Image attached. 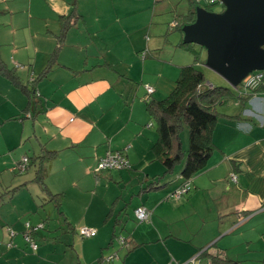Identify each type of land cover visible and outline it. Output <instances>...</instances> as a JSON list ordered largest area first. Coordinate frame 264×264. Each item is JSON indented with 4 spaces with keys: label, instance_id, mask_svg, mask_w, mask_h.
Returning <instances> with one entry per match:
<instances>
[{
    "label": "crops",
    "instance_id": "0c3cea01",
    "mask_svg": "<svg viewBox=\"0 0 264 264\" xmlns=\"http://www.w3.org/2000/svg\"><path fill=\"white\" fill-rule=\"evenodd\" d=\"M34 1L29 0L26 6L29 16L25 19L15 18V11L8 5L0 7V14L10 13L8 21L3 22L4 26L12 27L4 31L6 34L0 31L2 58L13 69L20 85H15L0 74V137L3 138L0 160L3 155H11L3 163L0 162V175L5 170L10 173L19 170L23 174L32 166H37L32 178L35 181L40 165L37 157L48 151H56L55 158L45 164V182L50 192L64 193L61 214L72 227L69 232H78L80 228L69 220L68 199L79 202L84 193L90 192L92 205L96 198H101L99 188L105 178L108 196L111 182L125 184L133 176L130 171L144 173V181H147L165 168L153 150L159 132L154 128L156 123L146 106L148 99H155L158 94L161 80L148 76V66L155 60L147 59L153 56L150 50H155L154 54H157L161 48L150 42L145 45L143 40L136 39L139 32L145 31L147 23L132 29L131 19L128 24L124 22L126 12L124 15L115 12L113 7L102 8L98 1L42 0L52 14L41 13L37 20L32 12ZM72 13L81 17L73 20V25L60 41L61 16ZM20 33L25 34L24 38ZM4 35L9 36L11 41L8 43L12 44V50L6 55L3 45L8 43L4 42ZM123 38L127 42L121 45ZM55 51L57 54L52 69L37 79L49 65ZM155 62L157 65L165 63ZM166 65L168 63L163 64L174 74L177 68ZM133 74H141L138 85L131 82ZM147 85L154 87L153 93L148 94ZM25 86L37 90L38 94L30 97ZM249 92L252 93L251 98L242 104L240 112L224 114L225 117L218 120L213 131L217 149L203 171L190 180L180 182V170L184 164L178 163L173 172L166 173L164 169L163 179L168 178L167 182L162 184L160 180V187L140 192L151 190L143 198V201L147 198L148 203L135 207L150 209L152 215L148 221L154 226H149L148 231L140 236L142 239H137V242L140 241L137 246H131L132 238L126 237L125 242L120 240L127 245L123 246L125 251H120L118 247L110 246L114 239L110 240V235L103 233L100 227L102 221L87 223L97 230V234L92 236L94 246H90L92 252L97 249V264H105V261L109 264H193L191 259L194 257L196 264H202L203 260L209 264V260L200 255L207 248L210 253H219L228 258L231 256L225 247L213 252L209 245L217 241L204 239L203 234L209 218L216 219L219 230L227 233L228 220L233 226L235 219L243 222L248 215L264 209V81L260 89ZM14 149H17L15 155L12 154ZM117 150L126 151L131 167L98 171L100 159L108 152ZM25 156L30 158L29 164L26 170L21 171L17 166ZM152 167H155L153 172L150 171ZM55 170L58 171L57 176ZM233 175L237 176V180L232 179ZM170 182L172 186L168 188ZM184 184L190 187L189 191L176 197L175 190ZM153 193L156 194L153 196ZM44 195L50 198L48 191L44 190ZM120 203L119 198L110 209H107L108 201L103 204L99 216L102 218L108 211L103 223L105 226L109 225L113 215L123 214L120 211L126 206L120 209ZM0 212V246L10 248L1 254L15 260L22 257V242L18 239L20 234L27 241V232L36 237L46 224L27 221L31 224V228L27 229L26 222ZM185 233L187 237L180 236ZM152 236H156L164 246H150ZM41 246L46 244L32 250L41 252L47 249ZM71 246H76V243L73 241ZM84 247L85 243L80 247L81 255L78 253L82 258L86 257L88 251ZM106 256L113 258L108 260ZM95 259L89 261L90 264Z\"/></svg>",
    "mask_w": 264,
    "mask_h": 264
},
{
    "label": "rangeland",
    "instance_id": "374dc122",
    "mask_svg": "<svg viewBox=\"0 0 264 264\" xmlns=\"http://www.w3.org/2000/svg\"><path fill=\"white\" fill-rule=\"evenodd\" d=\"M7 1L0 0V7H6L7 5L11 7L13 11H15V18L25 19L29 16V11L26 7L29 4V0ZM68 1L74 2V0ZM87 1L95 3L98 1L102 8L108 7L111 9L113 7L115 12L124 13V15L126 12L124 22L125 24H128L131 19L132 29L136 28L141 23H147L145 31L142 33L139 32L136 39L138 41L143 40L145 45L150 42L151 44L161 48V51L157 54H154L156 52L155 50H150L153 56H150L147 61L155 60L165 62L163 64L168 63L166 66H169L170 64L177 68L174 74H172L170 73L171 71H168L170 69L168 67H164L163 64L161 65L158 63L157 65V62L155 61L149 64L148 76L153 79L155 78V80L161 79L159 83V92L155 96V99L160 100L168 96L175 86L176 79L180 75L181 67L196 62V55L193 50L199 53L198 57L200 62H196V64L198 68L204 72L209 84L231 87L237 93L240 91V89L234 88L216 71L206 66V62H204V60L207 59L208 50L204 46L192 43L191 46L193 50L181 46V42L184 40V32L181 30V26L183 23L188 21L187 15L191 11V4L189 0H83L84 3H87ZM201 3V7L204 9H206L204 7L205 5H209L206 2ZM208 7L209 9L206 10L215 14H221L223 13V10L226 9V6L220 1L210 4ZM32 12L36 20L43 13L48 15L52 14L47 5H43L42 0H35L33 2ZM134 13H136V15H134ZM100 15L102 16V12H100ZM0 16L2 23L0 24V31L6 34L4 31L11 30L12 27L10 25L4 26L3 22L8 21L7 18H10V13H2ZM176 23H180V26L177 28L174 26ZM20 35L24 38L25 34L20 33ZM3 39L6 43L11 41L9 36L4 35ZM126 42L127 41L123 38L120 43L121 45H124ZM11 50L12 44L8 43L7 45H3L4 55L9 53ZM139 75L136 76L133 74L134 77L132 76L131 81L133 84L138 85L141 82V74ZM128 77L131 78L130 76ZM241 109L242 103L240 101H230L219 107L221 113L219 119L225 117L224 114H234L236 112H240ZM154 128H157V124H155ZM189 135V127L185 123L180 130L185 154L189 149ZM2 141L3 138L0 137V147ZM2 145L4 144L2 143ZM38 149L39 146L36 147L37 152L39 151ZM16 151L17 149L12 150V154L15 155ZM8 157H11V155H3V159L0 160V162L3 163ZM36 168L37 166H32L30 170L23 174H20L19 170L16 173H10L5 170L0 175V211H4L5 214L9 213L12 216H16L23 223L26 222L25 226L27 229H29L27 226L29 222L27 221H30L33 224L38 223L39 221L44 222V224H46L45 228H41L37 233L38 235L36 237H32V241L37 243V245L46 244V246L41 247H47V249H44L41 252L32 250V244L28 240L26 241L25 238L23 239V234H20L18 239L22 242V244H20L22 257H17L15 260H9L7 259V256H2L1 253L6 252V250L10 248L0 246V264H90L91 262L89 261H93L95 259L97 252V249L95 252H92V249L90 248V246H94V244H92L94 237H82L79 231L76 232L73 230L69 232L72 227L68 222H66L64 214H61L56 208L55 201H50L49 196L44 195L42 185L32 179L35 176ZM152 169H155V167L150 169L152 172L155 171ZM164 169L165 168L163 167L160 174L148 178L147 181H144V173L139 171H130L133 176L125 184L117 183L115 181L111 182L110 194L108 196H106L108 194V189L105 188V183L107 181L105 178L101 188H99V195L101 198H99V200L96 198L92 205L91 202L93 200V196L90 192L84 193L82 200L79 202H74L73 200L68 199L67 208L68 211H70V217L72 218L69 220L74 221L73 225H76L79 228L84 225H88L87 223L93 224L96 223V221H102L100 227L103 233L106 236L109 234L110 240L111 238L114 239L113 245L111 244L110 246H116L120 249V251L124 252L125 250L123 246L127 245H123L120 242L121 237H131L132 241H130V245L137 246L140 242H137V239H142L140 236L145 234L150 228L149 226L153 227L154 224L151 221H139L134 214L136 208L135 206L138 204L142 205L143 203L146 204L147 198L144 199L145 201H143V198L144 196H148L151 190L146 191V193H142L143 195L140 192L145 191L151 183L160 182V180L162 184L167 182L168 178L163 179ZM126 172L129 173L127 169ZM54 174L57 176L58 171L55 170ZM94 179L96 181V177H94ZM179 180L182 182L183 178L181 177ZM20 181H22L23 184H17ZM11 183L12 185L8 186ZM13 183H16L17 185ZM171 184L172 182L168 184V188H171ZM91 189L95 188L92 187ZM154 194L156 193H153V196ZM71 198L73 197L71 196ZM119 198L121 200L119 208L121 209L124 206H126V208L121 209V211L118 208V212L120 211L123 214L120 215L117 213L113 215L111 218L112 220L110 219L111 222L109 225L105 226L103 223L108 215V211L102 218L99 216V213L102 211L103 204L105 205L108 201L109 208L107 209H110ZM89 207L90 210L88 209ZM246 218L247 219L243 222L235 219L233 226H230L232 222L231 220H228V222H226L229 226L227 230V233H229L228 235H226L227 233L225 230H219L216 219L209 218L204 226L203 237L204 239L211 238L217 241L215 244L209 245L212 246L210 249L213 252H217L219 247L228 248L227 251H229V254L232 256H229V258L238 261V264H264V209L252 213ZM116 220H118V222H116ZM113 225H115V227H113ZM89 226L90 225H88V227ZM180 236L187 237V234H181ZM152 237L151 241H153V243H150V246H160V244L164 246L163 242L157 241L156 236ZM97 238H99V236H97ZM168 240H170V238H168ZM6 241H4V243ZM73 241L76 243V246H71ZM83 243H85L84 248L88 250L85 258L80 256V247H83ZM65 244H69L70 246H65ZM139 245L141 246V243ZM106 251H108V249H106ZM78 253L80 255H78ZM33 256H36L37 258H34ZM89 257L90 259L86 260ZM105 258L109 259L110 257L106 256ZM198 261H202V259ZM105 262V264H109L108 261ZM205 262L206 261L203 260L202 264H205ZM97 263L98 259H95V261L92 262V264Z\"/></svg>",
    "mask_w": 264,
    "mask_h": 264
},
{
    "label": "trees",
    "instance_id": "16d2710c",
    "mask_svg": "<svg viewBox=\"0 0 264 264\" xmlns=\"http://www.w3.org/2000/svg\"><path fill=\"white\" fill-rule=\"evenodd\" d=\"M189 1L191 4V11L187 15L188 21L181 26L182 31L185 25L196 21L197 9L201 7L202 4L198 0ZM213 3L208 4L210 5ZM208 6L205 5L204 7L209 9ZM79 17H81V15L74 13L61 16L60 41L63 40L62 38H64L68 29L73 25V20L75 21ZM174 26L177 28L180 26V23H176ZM191 44L192 43L185 42L184 40L181 42V46L193 50ZM193 52L196 55V62H200L198 57L199 53L194 50ZM56 54L57 51L53 53L49 65L39 74L37 79L49 73L53 67ZM144 55L146 56V52H144ZM196 62L181 67L180 75L176 79L175 86L168 96L160 100L148 99L146 105L149 114L157 124L159 132V138L154 143L153 150L157 157L163 162L166 173L173 172L175 165L178 163L185 164V169L182 174V178L185 180H190L203 171L207 167L210 156L217 149L213 140V131L221 115L219 107L230 101L236 100L242 102V104H246L252 95L249 91L260 89L263 83L259 84L256 88L246 90L243 87V82H241L235 87L236 89H240L237 93L231 87L209 84L204 72L198 68ZM204 62H206V60H204ZM0 74L9 78L15 85H19L17 75L13 69L4 62L1 50ZM25 87L30 97L33 94H38V92H36L37 90L33 91V89H28L27 86ZM238 116L241 117V114ZM185 123L188 125L190 131L189 149L186 154L180 136V130ZM55 156L56 151H48L46 154L37 157V159H40V165L35 179L42 185L45 191L49 192V200L55 201L56 208L62 213L61 205L64 199V193L50 192L45 182L47 174L45 164L50 162ZM183 186L188 185L184 184L181 187ZM156 187H160L159 182L151 183L147 189ZM188 191L189 189L187 192ZM200 255L206 257L209 260V264H238V261L222 256L219 253H210L209 248L202 251Z\"/></svg>",
    "mask_w": 264,
    "mask_h": 264
},
{
    "label": "water",
    "instance_id": "95a60500",
    "mask_svg": "<svg viewBox=\"0 0 264 264\" xmlns=\"http://www.w3.org/2000/svg\"><path fill=\"white\" fill-rule=\"evenodd\" d=\"M220 2L226 6L221 14L198 7L196 21L183 27L184 41L204 46L206 66L235 88L252 72L264 71V0Z\"/></svg>",
    "mask_w": 264,
    "mask_h": 264
},
{
    "label": "built area",
    "instance_id": "2783aa9c",
    "mask_svg": "<svg viewBox=\"0 0 264 264\" xmlns=\"http://www.w3.org/2000/svg\"><path fill=\"white\" fill-rule=\"evenodd\" d=\"M198 1L199 2H206V3H213V2H218L220 0H198ZM263 80H264V71L259 70V71L252 72L246 78H244V80L242 81L243 87L246 90H249L251 88H256L259 84H261L263 82ZM147 91H148V94L153 93L154 87L151 85H147ZM28 164H29V158L27 156H25L20 161V163L18 164L17 167L21 171H24L27 169ZM130 167H131V163H130L129 158L127 157L126 151L125 150H117L115 152H108L106 155H104L98 163L97 170L98 171L121 170V169H125V168H130ZM232 179L237 180V176L233 175ZM188 189H189V186L180 187L175 191L174 195L179 198V197H181V195L183 193L187 192ZM135 215L139 221L144 222V221L150 220L152 212L150 209H148L145 206H139L135 209ZM27 226L29 228H31L30 223L27 224ZM79 231L83 237H92V236H95L97 234V230L95 228H91L88 226L80 227ZM26 238L30 241V243L32 244V247L36 249L38 245H37V243L32 241V236L29 235L28 232L26 233ZM120 240H121V242L126 241L123 237H121ZM112 258L113 257L111 256L108 260H111ZM191 262L193 264H196V257L192 258Z\"/></svg>",
    "mask_w": 264,
    "mask_h": 264
}]
</instances>
